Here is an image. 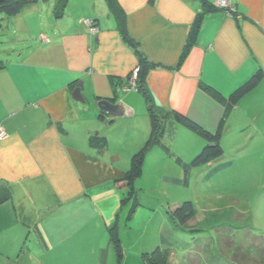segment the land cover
Segmentation results:
<instances>
[{
    "label": "crops",
    "instance_id": "0c3cea01",
    "mask_svg": "<svg viewBox=\"0 0 264 264\" xmlns=\"http://www.w3.org/2000/svg\"><path fill=\"white\" fill-rule=\"evenodd\" d=\"M203 1L117 0L130 36L155 65L146 84L156 107L214 133L225 109L203 86L227 97L264 73V0H229L237 18L216 8L217 0H205L212 9L204 13ZM52 9L38 1L14 16L16 31L14 19L0 24V241L10 239L11 256L33 237L52 264H107L113 214L127 190L117 181L150 134L142 94H115L114 80L131 77L139 58L106 0H69L61 18H52ZM86 20L95 22L96 35ZM80 81L84 103L73 98ZM115 95L123 115L101 120L98 101ZM177 126L171 122L167 133L196 147ZM96 135L107 147L92 143Z\"/></svg>",
    "mask_w": 264,
    "mask_h": 264
},
{
    "label": "rangeland",
    "instance_id": "374dc122",
    "mask_svg": "<svg viewBox=\"0 0 264 264\" xmlns=\"http://www.w3.org/2000/svg\"><path fill=\"white\" fill-rule=\"evenodd\" d=\"M38 1L52 5L51 17L57 18L56 0ZM5 18L14 16L1 15L0 24ZM240 105L221 142L224 156L213 164L186 172L206 142L183 126L177 127L197 139L196 147L171 130L164 135V148L155 146L147 153L143 174L134 185L138 208L133 218L127 221L134 203L128 189L129 199L113 214L124 264H150L146 254L158 259L165 247L169 264H264V86L260 95L248 96ZM151 151L157 156L148 155ZM185 202L193 203L195 216L186 229L178 230L168 211ZM0 242V264L53 263V255L43 254L33 237L19 245L21 255L9 254L14 246L9 238ZM257 252L259 257H253ZM107 264H118L114 248Z\"/></svg>",
    "mask_w": 264,
    "mask_h": 264
},
{
    "label": "trees",
    "instance_id": "16d2710c",
    "mask_svg": "<svg viewBox=\"0 0 264 264\" xmlns=\"http://www.w3.org/2000/svg\"><path fill=\"white\" fill-rule=\"evenodd\" d=\"M111 12H113L116 16L118 22V30L123 37V39L129 44L133 49H135L136 54L139 58V74L137 79L138 89L142 96L145 99L147 105V115L150 122V135L144 146L132 156L130 168L126 173L125 177L121 181H117V186H122L128 189V196H132V200H134L136 191H134L135 182L142 176L146 155L147 153L155 146H159L164 148L165 144L163 142L164 135L167 133L168 126L171 122H174L177 125L183 126L194 134L198 135L202 139L205 140L206 145L200 152L197 153L189 166H186V172L192 168H200L214 162L218 161L224 156V149L222 147V139L226 132L227 122L231 116L234 108L241 102L243 98H245L249 93L255 90L263 81H264V73L262 70H259L256 74H254L244 85L235 90L231 95L225 97L218 90L211 86H203L204 91L215 101L221 104L225 111L223 114V118L221 119L219 128L216 132H210L204 129L197 122L193 121L189 117L176 112L171 111L168 113H164L160 109H158L154 103L152 96L150 95L147 89V76L152 68L155 67L147 57L138 49V45L135 40L130 36L128 28H127V17L121 7L119 6L117 0H106ZM38 0H0V16H17L19 15L23 9L27 6L37 3ZM69 0H57L56 3V17L61 18L63 13L68 5ZM203 7L208 10H205L204 13L209 12L212 8L208 5V3L204 0ZM200 21V19H199ZM198 21V25H199ZM1 26V25H0ZM198 27V26H197ZM192 36V35H191ZM193 40L194 37H190ZM190 40V39H189ZM191 43L187 45L181 61L186 56L187 48ZM0 62V69L2 68ZM130 77V76H129ZM129 77L123 81L122 79L114 80L115 85V94L118 93V88L127 83ZM117 96V95H115ZM100 119H105V114L102 112L100 114ZM91 141L96 146L101 148H105L108 145L107 139L105 137L96 135L91 138ZM218 170V169H216ZM133 193V194H132ZM124 197L122 200V207H124L125 202L129 197ZM138 208V203L134 200L133 207L129 210V215L127 216V221H130L136 210ZM169 218L175 223V226L178 230L186 229L187 223L194 218L195 209L192 202H185L184 204L175 207L172 211H168ZM176 229V230H177ZM111 241L113 244V248L116 252L118 264H124V248L123 243L119 231L118 226H113L109 231ZM173 244V242H171ZM158 249V248H157ZM169 248L165 247V250H161L159 254V258L157 257H148L146 254L147 260L150 264H169L168 259L170 256V251H167ZM155 251V250H154ZM153 251V252H154ZM259 257V253H253V257Z\"/></svg>",
    "mask_w": 264,
    "mask_h": 264
},
{
    "label": "built area",
    "instance_id": "2783aa9c",
    "mask_svg": "<svg viewBox=\"0 0 264 264\" xmlns=\"http://www.w3.org/2000/svg\"><path fill=\"white\" fill-rule=\"evenodd\" d=\"M216 8L223 10L228 17L237 18L239 17L238 12L236 11L235 7L230 3L229 0H217L216 1ZM85 24L89 27L90 32L93 35H96L99 32V28L95 24L93 20H86ZM45 41H48L45 37H43ZM139 68L137 67L133 72L127 83L121 87H119V92H132L137 91ZM6 136L5 132L2 131L0 128V140Z\"/></svg>",
    "mask_w": 264,
    "mask_h": 264
},
{
    "label": "water",
    "instance_id": "95a60500",
    "mask_svg": "<svg viewBox=\"0 0 264 264\" xmlns=\"http://www.w3.org/2000/svg\"><path fill=\"white\" fill-rule=\"evenodd\" d=\"M82 89H83V82L80 81L78 83V87L73 91V98L77 102L84 103V98L82 95ZM117 96L106 98V99H100L98 101V107L101 111V113H105V118H109V122L113 121L115 118L123 115L124 109L120 104H117Z\"/></svg>",
    "mask_w": 264,
    "mask_h": 264
}]
</instances>
